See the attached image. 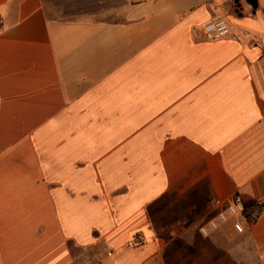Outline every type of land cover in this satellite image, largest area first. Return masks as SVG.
I'll list each match as a JSON object with an SVG mask.
<instances>
[{"label":"crops","instance_id":"0c3cea01","mask_svg":"<svg viewBox=\"0 0 264 264\" xmlns=\"http://www.w3.org/2000/svg\"><path fill=\"white\" fill-rule=\"evenodd\" d=\"M263 200L264 0H0V264H264Z\"/></svg>","mask_w":264,"mask_h":264},{"label":"built area","instance_id":"2783aa9c","mask_svg":"<svg viewBox=\"0 0 264 264\" xmlns=\"http://www.w3.org/2000/svg\"><path fill=\"white\" fill-rule=\"evenodd\" d=\"M201 33L204 41L217 42L228 38L231 34V29L224 12L214 16L209 21L201 25ZM264 207V200L261 203ZM260 206V207H261ZM239 217L244 218L249 225L254 224L258 218L256 211H248L239 196L235 195L228 202L224 210L217 211L213 218H210L207 223L199 229V234L207 238L213 232L226 224H231L232 229L236 234H243L245 226ZM143 244V239L140 234H136L133 240L128 244L129 247H139Z\"/></svg>","mask_w":264,"mask_h":264},{"label":"rangeland","instance_id":"374dc122","mask_svg":"<svg viewBox=\"0 0 264 264\" xmlns=\"http://www.w3.org/2000/svg\"><path fill=\"white\" fill-rule=\"evenodd\" d=\"M172 203H174V202L171 201V205H172ZM207 220H208V218L206 217V218L203 219L202 221L198 222V223H197V226H200V225L204 224Z\"/></svg>","mask_w":264,"mask_h":264},{"label":"water","instance_id":"95a60500","mask_svg":"<svg viewBox=\"0 0 264 264\" xmlns=\"http://www.w3.org/2000/svg\"><path fill=\"white\" fill-rule=\"evenodd\" d=\"M237 1H238V0H237ZM247 1L251 3L253 0H247Z\"/></svg>","mask_w":264,"mask_h":264}]
</instances>
